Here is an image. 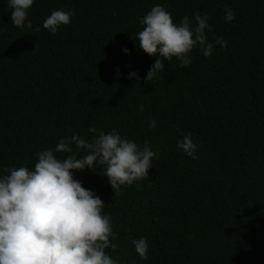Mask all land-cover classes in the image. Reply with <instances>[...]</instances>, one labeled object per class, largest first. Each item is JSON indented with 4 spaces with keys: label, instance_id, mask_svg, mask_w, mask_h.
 I'll return each instance as SVG.
<instances>
[{
    "label": "trees",
    "instance_id": "obj_1",
    "mask_svg": "<svg viewBox=\"0 0 264 264\" xmlns=\"http://www.w3.org/2000/svg\"><path fill=\"white\" fill-rule=\"evenodd\" d=\"M156 5L177 24L207 14L208 42L227 46L205 57L198 45L186 68L173 57L147 82L157 57L135 39ZM59 9L74 14L52 34L43 21ZM11 11L0 0V176L33 168L61 137L116 130L149 142L147 177L114 195L97 170L73 176L105 204L117 245L106 252L118 264H264V0H34L39 31L15 27ZM189 132L193 156L178 147ZM139 238L146 260L131 243Z\"/></svg>",
    "mask_w": 264,
    "mask_h": 264
},
{
    "label": "clouds",
    "instance_id": "obj_2",
    "mask_svg": "<svg viewBox=\"0 0 264 264\" xmlns=\"http://www.w3.org/2000/svg\"><path fill=\"white\" fill-rule=\"evenodd\" d=\"M33 2L8 0L15 27L40 30L33 28L28 18ZM73 14L54 10L43 21V28L55 34L59 26L70 23ZM234 18L233 11L226 9L225 22ZM208 19L207 14H196L193 24L185 15L177 24L166 5L153 6L140 19L143 28L135 39L143 53L157 57L145 80L152 82L164 70V62L173 57L186 68L191 63L189 54L198 45L205 57L212 55L215 45L225 48L227 41L222 38L208 42ZM133 77L137 73L129 74L130 79ZM148 127L155 129L156 121L149 120ZM88 132L93 135L90 141L73 134L61 137L54 148L38 152L33 168L4 169L7 174L0 176V264H118L106 252H115L117 245L110 239L113 226L110 215L103 214L105 204L74 178L73 170H97L98 175L107 177L114 195H120L122 186L147 177L156 154L148 141L137 144L116 130L105 133L90 127ZM191 135L185 134L178 144L189 156L197 147ZM72 145L84 155H76ZM57 153L67 155L60 158ZM131 243L146 260L147 240L133 239Z\"/></svg>",
    "mask_w": 264,
    "mask_h": 264
}]
</instances>
